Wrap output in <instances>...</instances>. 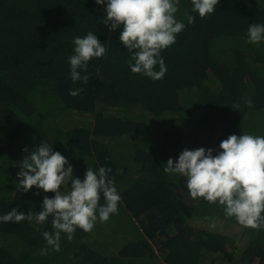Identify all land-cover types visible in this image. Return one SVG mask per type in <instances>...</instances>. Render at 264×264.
I'll return each instance as SVG.
<instances>
[{"label": "trees", "instance_id": "trees-1", "mask_svg": "<svg viewBox=\"0 0 264 264\" xmlns=\"http://www.w3.org/2000/svg\"><path fill=\"white\" fill-rule=\"evenodd\" d=\"M177 6L186 27L161 53L165 76L152 81L130 71L122 29L110 32L93 0H0V215L40 211L45 193L20 191L17 172L28 154L22 149L43 141L80 179L88 167H111L121 195L107 222L77 229L71 241L62 234L60 251L49 247L48 255L40 254L41 233L52 231L51 218L39 230L28 221L0 223V264H264V230L193 199L185 178L163 171L184 149L219 150L233 134L264 136V42L246 37L251 23L264 24V0H220L204 19L189 0ZM89 31L106 54L90 61L87 84H73L72 40Z\"/></svg>", "mask_w": 264, "mask_h": 264}, {"label": "clouds", "instance_id": "clouds-1", "mask_svg": "<svg viewBox=\"0 0 264 264\" xmlns=\"http://www.w3.org/2000/svg\"><path fill=\"white\" fill-rule=\"evenodd\" d=\"M102 6L105 15L101 22L109 31H120L119 40L127 49L128 67L133 74H140L152 81L161 80L167 67L161 53L176 43L177 35L186 27L176 18L179 0H93ZM191 12L201 19L215 12L220 0H189ZM188 24L196 16L186 14ZM247 43L259 45L264 42V24L251 23L246 31ZM73 54L68 57L69 74L73 84L89 81L88 68L93 59L106 54L94 32L75 36L72 40ZM158 68V70H157ZM82 73H84L82 75ZM99 75V69H96ZM83 87L70 89V96H77ZM244 106L251 109L253 101L246 99ZM239 111V103L232 106ZM19 163L17 180L19 190L34 194L45 193L40 211L33 213L11 211L0 215V223L28 221L37 226L45 225L51 218L52 231L41 233L46 247L41 255L60 251L62 234L71 241L77 229L93 230L97 221L107 222L119 210L121 195L115 180L109 174L111 167H88L84 178L74 176V167L68 158L53 145L41 142ZM215 153V154H214ZM163 171L185 178L186 188L193 199L221 206L226 218H234L245 228L264 230V136L242 134L230 135L219 144V150L199 147L184 149L174 161L169 158ZM53 193L51 197L46 195ZM101 200L103 203H101Z\"/></svg>", "mask_w": 264, "mask_h": 264}]
</instances>
